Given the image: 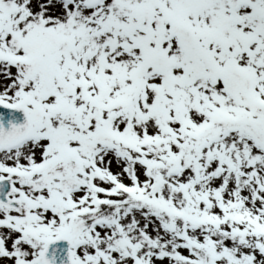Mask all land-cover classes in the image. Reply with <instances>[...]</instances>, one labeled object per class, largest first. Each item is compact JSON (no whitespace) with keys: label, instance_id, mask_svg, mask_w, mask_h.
<instances>
[{"label":"snow or ice","instance_id":"obj_1","mask_svg":"<svg viewBox=\"0 0 264 264\" xmlns=\"http://www.w3.org/2000/svg\"><path fill=\"white\" fill-rule=\"evenodd\" d=\"M0 264H264V0H0Z\"/></svg>","mask_w":264,"mask_h":264}]
</instances>
